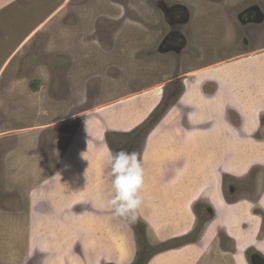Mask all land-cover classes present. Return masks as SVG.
Segmentation results:
<instances>
[{"label": "rangeland", "instance_id": "obj_1", "mask_svg": "<svg viewBox=\"0 0 264 264\" xmlns=\"http://www.w3.org/2000/svg\"><path fill=\"white\" fill-rule=\"evenodd\" d=\"M4 1L0 2V264H93L97 251L83 250L81 245H85L76 242L75 227H67L72 232L59 244L43 242L55 228L41 227L37 231L31 227L30 195L41 183L46 184L49 178L58 175L71 137L80 143L84 130H97L87 119L98 117L95 111L105 107L110 108V119H103L99 129L112 127L101 133L106 152L137 151L142 162L149 138L172 106L176 105L174 111L178 114L175 127L182 133H191L198 145L203 140L199 135H205L213 127L212 120L191 118L194 113L210 110L204 96L218 91L216 97L228 98L236 94V88L239 92L243 90L244 99L255 100L254 104L246 105L247 110L244 107L250 114L243 121L239 119L238 126V116L232 115V109L227 108L224 117L244 131L243 144H235L228 136V146L238 156H244V150L250 148V154L244 156L246 161L250 159V164L237 177L249 176L237 180L221 174L220 186L226 202H256L255 196L241 197L238 191H242L239 186L245 183V189L256 194L264 183V149L249 142L255 139L264 143V21L243 27L237 16L244 6L250 5H257L264 14V0H222V5L220 0ZM173 5L186 7L190 14L184 32H180L186 44L177 53L160 49L169 30L162 8ZM245 39L249 46L244 45ZM212 76H216L218 90L208 80ZM233 80L244 81V86L232 88ZM156 97L161 98L160 104H156ZM129 106L134 108L131 114L139 117L131 116L127 122L120 120L119 109ZM80 118L86 120L80 124ZM82 138L84 143L88 142L87 137ZM182 143L178 137L164 139L160 147L176 148ZM185 143L192 146V142ZM197 152V164L204 162L207 153L203 145L201 152ZM229 154L232 156L233 152ZM179 163L183 165L182 155ZM201 168L205 178L208 168ZM84 186L87 193L97 195L103 190L108 194L110 178L104 159L98 173L96 170L87 174ZM231 188L235 189L229 193ZM258 199L264 208V188ZM254 206L248 213L244 211L245 218L234 227H251L252 218L255 227L261 226L256 225L251 213L259 218L264 213ZM89 207L83 205L77 210L83 208L88 214ZM210 207L206 201L192 205L196 219L191 231L168 243L159 242L152 228L138 215L130 223L114 216L102 220L105 227H114L111 233L116 234V240L113 234V239L101 241V227H93L97 232L95 243L100 244L97 250L104 251L99 252L101 257L97 261L143 264L167 248L197 243L215 217L214 206ZM99 209L108 213L110 210L106 206ZM45 210L38 206V212ZM123 225L126 237L122 234ZM261 227L255 243L256 249L264 254ZM98 233L101 234L97 236ZM220 233L198 264H213L216 259L217 264H245L243 260L234 262V243ZM252 249H245L244 255L252 253ZM81 251L86 259L79 255ZM103 253L106 258L102 259ZM129 253L128 262H119Z\"/></svg>", "mask_w": 264, "mask_h": 264}, {"label": "crops", "instance_id": "obj_2", "mask_svg": "<svg viewBox=\"0 0 264 264\" xmlns=\"http://www.w3.org/2000/svg\"><path fill=\"white\" fill-rule=\"evenodd\" d=\"M2 1L4 0H0V2ZM209 78L211 79L208 80L214 83L216 90H218L217 87L219 88V85H217L216 76ZM232 82V88H236V86L242 88L244 86V81L233 80ZM156 88L157 86L152 90ZM234 91L236 94L228 98L223 97L219 99V97H216L218 91L212 96H204L207 106H210V110H207L203 114L194 113L191 116V118L195 119L202 117L203 120L216 121L214 124L212 121L210 122L213 127L208 129L209 131L205 135H199V137H203L202 143L195 145V140L192 139L191 133L188 131L182 133L180 128L175 127L174 121L178 114H175L174 109L176 107H173L146 144L145 153L142 158L144 183L140 193L143 203L138 210V215L152 228L154 232L152 233L159 242L183 237L191 231L196 219L191 207L195 203L202 201L210 202V205H213L215 210V217L204 229L201 240L196 244L194 242L191 245L189 243L184 244L175 250L158 254L151 258L148 264H195L203 257L204 253L209 251L214 240L220 237L219 232L224 233L233 241L236 254L233 257L234 262H242L245 256L242 251L245 249L257 248L255 239L261 230L260 227H255L253 218L251 219V227L234 226L245 218V210L248 213L249 210L254 209V204V207H257V209L261 208L264 210L259 205L258 197L255 203L249 201L243 202L242 200L229 203L225 201L223 189L220 186L221 174L239 180L240 177H237L240 176L239 172H245L247 170L246 167L250 164L248 163L250 159L246 161L244 158L245 155L250 154V148L244 150V156H238L237 151L232 146H228V136H230L235 144H243L244 141L241 136H243L244 131H242V128L239 129L230 124L227 118L224 117V113L227 108H230L243 121L245 115L250 114L245 111L248 108L246 105L254 104L255 100L254 98L251 101L244 99L243 90L239 92L236 88ZM159 101H161V98L158 100L156 97V104H160ZM131 107H125L124 109L121 107L119 109L120 120L127 122L131 116L135 118L139 117L138 115L131 114V111L134 109ZM95 112L99 113L98 117L87 119V121H90L89 124H92V126L95 124L94 128H97V130L86 129L82 135V137H87L88 142L84 143L83 139L85 138L81 137L79 143L77 138L73 139L71 137L67 151H65L66 153H64L65 155L61 161L58 175L49 178L46 184L41 183L42 185H39L31 192L30 205L33 207V224H31V227H35L37 231L41 227H54L55 229L49 238L50 240L47 236L43 240L44 243L50 245L56 241L59 244L65 237L70 236L69 233L72 230L67 229V227H75L76 242L85 245V247L81 245L83 250L92 248V253H95V249L97 251L93 258V264H105L108 261H103L102 263L97 261L101 257L99 252L104 251L102 249L100 251L97 250V248H100V244L98 243L97 246L95 243L97 241H95V228L93 229V227H101L102 234L98 233L97 235L101 234L102 238L104 237L102 240L99 236L101 241L110 240L111 236L115 234L111 233V228L114 230V227H105L102 220L108 219L113 215L110 210L109 214L99 209L105 207V200L98 199L97 195H93L90 192L87 193V186H84V181L90 172L97 170L98 173V167L106 154V145L101 133L112 129V127L105 128L103 131L99 129L103 119H110V108L108 110L105 107ZM85 114H89V112ZM79 120L81 124L84 119L80 118ZM162 124L164 125L162 126ZM113 131L116 132L118 130L113 129ZM176 137L183 142L179 147H171L170 149L160 147L162 140H173ZM185 141L192 142V146L186 145ZM249 142L253 143L256 147L259 146L258 148L264 149V143H261L262 141L260 140L252 139ZM202 145L204 151L207 153L206 159L204 162L202 161L197 164V151L201 152ZM206 145L210 147L209 150H207ZM229 152H233L232 156ZM181 155L183 165L179 163ZM201 166L208 168L205 178L201 175L203 169ZM251 166H254V164ZM61 180H63L62 183ZM48 184H51L50 187L52 188L48 187ZM69 185L71 186L69 187ZM102 193L105 194L103 190ZM57 194H60V199H57ZM85 196H88V199H84ZM88 204L91 207L88 214L76 211L78 207L83 205L89 207ZM39 205L44 207V209L46 208V210L38 212ZM94 208L98 211L95 212ZM251 216L256 218V225L259 223L260 226L261 221L259 216L252 213ZM119 223L122 224L120 221ZM123 226L122 234L126 237L128 234L124 233L125 225ZM62 227L65 228L62 229ZM89 227H92V229L90 230ZM114 240H116V234ZM261 254L263 255L261 257L264 258V254ZM79 255H82L86 259L83 251ZM112 255L115 254L112 253ZM103 256L106 258L105 253L102 254V259ZM130 257L131 253L125 255L119 262L126 263ZM111 258L113 257L109 259Z\"/></svg>", "mask_w": 264, "mask_h": 264}, {"label": "clouds", "instance_id": "obj_3", "mask_svg": "<svg viewBox=\"0 0 264 264\" xmlns=\"http://www.w3.org/2000/svg\"><path fill=\"white\" fill-rule=\"evenodd\" d=\"M230 112L232 115L236 114L233 110H230ZM104 167L110 178V191L106 196L104 193L98 192L97 198L105 200V206L110 209L115 218L134 222L137 218L138 210L143 203L140 193L144 183V169L140 154L137 151H128L126 149H121L119 151L109 149L104 156ZM173 240H175V238L169 239L163 243H168ZM191 244L192 243H189V245ZM175 249L177 248H167L158 254ZM259 253L258 251L257 254L259 255ZM158 254H154L151 258ZM260 255L263 256L261 253ZM150 259H148L145 264H148ZM244 259L246 261L245 264H248L246 256H244Z\"/></svg>", "mask_w": 264, "mask_h": 264}, {"label": "flooded vegetation", "instance_id": "obj_4", "mask_svg": "<svg viewBox=\"0 0 264 264\" xmlns=\"http://www.w3.org/2000/svg\"><path fill=\"white\" fill-rule=\"evenodd\" d=\"M224 1L220 0V4L222 5ZM176 5H173L169 8H162V11L164 12V18H165V21L169 27V30L168 32H166V34L164 35V38L162 40V45L160 46V48H167V49H172V51L175 53V52H178L180 47L183 46V40L185 37H183L181 35L180 32H184L182 31V29L186 26V24L189 22L190 20V14L187 13V9L186 7H178L176 8L175 7ZM251 6V5H250ZM248 6V7H250ZM245 7V6H244ZM243 7V9H244ZM242 11V10H241ZM249 19H252V16H244L243 19H239V17L237 16V22L239 23L240 26H243V27H246V26H249V25H255L254 23L253 24H248V20ZM247 36V35H246ZM248 37V36H247ZM249 38V37H248ZM246 42V43H245ZM245 43L244 45H247L249 46L250 45V42L247 41L246 39L244 40ZM186 44V42H185ZM238 116V115H237ZM237 125L240 123V120H239V117H237ZM252 169V168H251ZM252 171V170H251ZM264 172V171H263ZM245 176V175H244ZM244 176L240 177L239 179L241 178H244ZM246 176H249V175H246ZM247 178V177H246ZM264 179V178H263ZM245 182V181H244ZM264 184V183H263ZM263 184L261 185V188H260V191L259 193L257 192L256 194L251 193L250 191H247V189H245V183H242L241 186H239V188L241 187L242 191H238V193L240 194L241 197H245L244 195H248L250 197H253L255 196V198L257 199V197L259 196L261 190L263 189ZM235 188H231V192L229 193H232L233 190ZM246 190V191H245ZM255 198H252L251 200L255 199ZM245 199H249V197L245 198ZM209 205H210V202H208ZM210 207V206H209ZM259 211H262L264 213V210H262L261 208H258ZM77 212H80L82 213L83 212V208H81L80 210H76ZM212 208L210 207L209 209V213H212ZM138 215V213H137ZM139 216V215H138ZM260 221H261V226L263 224V220H264V215L259 218ZM128 223H130V221H128ZM260 226V227H261ZM263 228L262 231H264V225L263 227H261V229ZM175 241V240H174ZM234 247V246H233ZM234 252H235V248H234ZM258 253V250L256 248H253L252 249V253H246V260L248 262V264H264L262 261L258 260L257 258H255L253 260V263H252V258L254 255H256ZM258 255V254H257ZM152 256H150L148 259H150ZM233 257V256H232ZM147 259V260H148ZM146 260V261H147ZM219 263V261L217 262V259L213 262V264H217ZM106 264V263H105ZM112 264H116V263H112ZM195 264H198L195 263ZM234 264V263H233Z\"/></svg>", "mask_w": 264, "mask_h": 264}, {"label": "water", "instance_id": "obj_5", "mask_svg": "<svg viewBox=\"0 0 264 264\" xmlns=\"http://www.w3.org/2000/svg\"><path fill=\"white\" fill-rule=\"evenodd\" d=\"M176 7V6H175ZM178 8V7H176ZM243 11L239 13L238 17H240V19L242 20L244 16H252V19L248 20V24H255V25H259L262 24L264 21V14L261 12L260 8L257 5H252L250 7H246L244 9H242ZM185 44V40H183V45ZM162 45V44H161ZM183 46L180 47L179 51L182 49ZM161 51L163 52H169L170 50L172 51V49H167V48H160ZM182 97V96H181ZM176 106V105H175ZM175 106H172L163 116L162 119H164V117L167 115V113ZM244 252V251H243ZM257 258L258 260L262 261L264 263V258L261 257V255H254L252 258V263L253 260ZM244 259V258H243ZM244 262L246 263L245 259Z\"/></svg>", "mask_w": 264, "mask_h": 264}, {"label": "trees", "instance_id": "obj_6", "mask_svg": "<svg viewBox=\"0 0 264 264\" xmlns=\"http://www.w3.org/2000/svg\"><path fill=\"white\" fill-rule=\"evenodd\" d=\"M135 264H138V262H136ZM143 264H145V261H144V263Z\"/></svg>", "mask_w": 264, "mask_h": 264}]
</instances>
